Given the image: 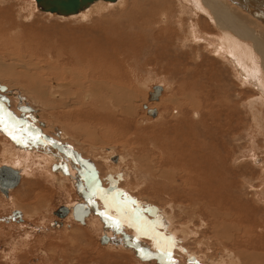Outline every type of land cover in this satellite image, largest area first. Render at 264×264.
<instances>
[{
    "label": "rangeland",
    "instance_id": "374dc122",
    "mask_svg": "<svg viewBox=\"0 0 264 264\" xmlns=\"http://www.w3.org/2000/svg\"><path fill=\"white\" fill-rule=\"evenodd\" d=\"M122 1L111 7L99 4L90 7L89 12L86 10V14L85 11L80 13L86 16L66 19L39 12L33 0H0V25L6 30L0 32V68L7 69L4 76L0 74L3 87L0 106L19 118L25 112L18 106L26 104L39 118L38 125L52 137L59 130H66L67 135L79 143L75 150L85 158L83 160L93 169L96 167L103 187L110 185L111 180L115 182L117 191L111 195L117 201L127 204L134 201L141 208H156L160 212L156 221L171 216L174 223L169 229L172 227L177 233L180 227L191 225L188 233L175 234L174 242L164 226L157 229L151 223L155 222L152 216L139 212L147 224L151 223L160 235L173 243L171 264L177 261L189 264L188 259H195V256L198 264H264V104L257 99L259 93L235 76L232 63L231 67L229 61L210 53L201 39L194 36L216 35L217 31L205 20L207 18L192 12L181 0ZM132 22L142 27L130 28ZM120 26L123 27L120 29ZM109 33L121 40L126 35L131 38L129 43L135 55L129 59V70L113 62V69H121L119 77L114 75L113 69L103 71L109 82L128 90L134 114L126 116L124 113L122 117V112H116L114 119H117L106 129L87 119L92 118V114L105 113L95 112L91 104L79 103L76 109L74 102H70L69 109H53L27 90L29 77L22 79L18 74L22 72L19 68L25 69L23 64H27L26 68L46 67L45 72L37 73L54 82L57 81L54 79L63 80V76L69 81L68 75L78 74L79 79L74 78V81L89 91V81L101 80L98 78L100 58L94 65L88 60L70 63L68 56L72 49L68 47L78 38L91 43L96 37ZM140 38L144 43L141 48L138 47ZM65 40L68 43L64 45ZM111 47L107 46L101 53H110ZM13 57L21 63H16V59L11 61ZM54 63L64 70L54 73L50 69ZM88 64L87 71L81 69ZM9 67L17 75L9 74ZM17 76L20 80L15 78ZM154 86H160L163 92L158 102H150L159 111L158 116L152 118L143 110L142 102L143 99L149 102L147 93ZM72 90L78 96L82 94L76 88ZM107 91L101 103L107 101L106 106L113 107L119 99L113 97L112 102V87ZM94 99L97 101L96 97ZM77 111L79 115L63 116ZM26 120L31 122L29 118ZM81 127L98 129V132L80 136ZM7 134L0 130V167L9 165L5 161L18 150L12 145L14 141H7ZM96 136L102 139L97 140ZM61 139L67 141L62 136ZM93 140L101 142L96 144ZM112 149L114 153L111 154ZM34 152L43 155L41 150ZM54 154L51 161L59 162L61 155ZM146 155L155 168L150 179L145 177L142 164ZM111 156L119 157L120 161L115 164ZM39 162L35 160L37 166L25 171L19 185L7 196L0 192V264H159L161 258L159 262L152 260L150 263L138 257L139 253L131 246L137 243L129 238L136 232L131 228L124 230L131 244L121 240L102 243L101 237L108 235L101 222L104 219L92 208L84 224L71 222V214L64 219L57 218L54 212L61 206L78 202L88 204V201L69 183L52 180L51 173L55 171L50 169L49 172L46 165ZM162 169L167 173L160 177L156 171ZM169 171L176 173L169 174ZM59 174L65 176L62 172ZM109 205L110 202H106V206ZM238 209L243 214L241 218L237 216L240 215ZM15 210L20 212V219L12 220L11 213ZM236 228L239 231H235ZM136 233L144 244H153L149 241L151 238ZM113 235L115 239L117 236ZM179 246L188 249L194 257L190 255L185 259L184 252L177 249ZM158 252L153 251L160 256Z\"/></svg>",
    "mask_w": 264,
    "mask_h": 264
},
{
    "label": "bare ground",
    "instance_id": "6f19581e",
    "mask_svg": "<svg viewBox=\"0 0 264 264\" xmlns=\"http://www.w3.org/2000/svg\"><path fill=\"white\" fill-rule=\"evenodd\" d=\"M33 1L35 2V0H33ZM122 2H123L122 0H117L115 3L98 2V3H96L90 7L93 8L95 6H98L99 4H104V5L111 7L113 5H116V3L120 4ZM156 2H157V0H156ZM180 2L183 3L185 6L187 5L191 10H193L192 12H195L199 15L201 14L203 17L207 18L205 20H207V21L209 20V22H211L210 25H213L214 26L213 29L217 31L216 35H206L205 34V36L202 35L203 37H201L200 36L201 34L199 36H197L195 34L194 36L201 39L200 42L204 43V46H206V48L209 49L210 53H212V54H214V55H216V56H218L224 60H227L226 62L229 61L228 63L230 66H231L230 63H232L233 67L232 66L231 67L234 69V71H236V74H237L235 76H237V78H239V79L241 78V79L245 80L247 82L246 83L245 81H243V82H245V84H249L251 87L255 88V90L259 93L257 99H259L264 104V0H181ZM180 2H179V4H180ZM34 5H35V9H36L37 8L36 2ZM34 5L32 7H34ZM180 6H181V4H180ZM89 8L81 10L77 14L67 16V17L59 16V15H55V14H51V13H44V14H50L53 16H57L58 18L61 17V18L68 19L69 17L75 18L74 16H76V17L86 16L85 15L86 10L88 11ZM37 10L39 11L38 8H37ZM84 11H85V14L81 15L80 13H82ZM41 13H43V12H41ZM195 18H196V16H195ZM123 26H125V25H123ZM123 26H120V29ZM134 26H136V28H138V26H141V25L137 22H132L130 28H133ZM114 29L117 32H119L118 28H114ZM5 31L6 30H3V27L0 25L1 34L5 33ZM191 32H192V30H191ZM197 33H198V31H197ZM121 39L117 38L116 35L109 33L107 36L104 35V36L96 37L95 39H93V41H91V43L78 38L74 43L71 44V46L68 47V48L72 49L71 54H69V56H68V59H69L68 61L70 63L79 64L83 60H86V62L88 60L89 64L91 63L92 65H94V62L97 61L96 59L100 58L101 64L98 62V64H99L98 67L100 69V73L98 75V78H100L102 81L99 79L96 82L95 81H89V86H88L89 91H86L83 88V85H81V83L74 81V78H76L77 80L79 79L78 74H76L75 77H71L70 75H68L70 77L69 81L67 80V78H65L63 76V80L62 79H54V80H57L56 82H54L50 79H47L46 77H43L42 73H40V72L37 73L40 70L45 72V70L47 69L46 67L35 68L32 66V67L26 68L27 64L21 65L25 69L20 70V68L18 67L19 72L22 71L21 73H18V74L20 75V77L22 79L29 77V79L26 78L27 79L26 80L27 85H28L27 90L32 92V95L34 94L37 98H39V100H41V102H42V100H44L53 109H56V108L69 109L70 107H68L67 104L70 102H74L73 106H77L76 109H79V103H80L81 105L91 104L90 108H92L95 112L99 111V110L101 112L105 111V113H103V114H92L91 115L92 118H87V119H92V120L96 121L101 127L104 126L106 129H108L106 126L109 123H112L113 120L117 119L116 117H115L116 119H114V116L116 114H118L116 112H122L120 115L123 117V115H125V114H126V116H128V114H130V113H131V115H132V113L134 114L133 110H135V108L132 105L134 103H131V99H130L128 90L123 86L116 85L114 82H109L108 78L105 77V75H107V73L105 71H103L104 69H106L108 71L112 70L114 67L113 62L118 63L119 65H117V66H119L120 68L124 67L125 71L129 68V67H127L130 64L129 59H131V57H133L135 55V52H134V49L131 47V44H130L131 43L130 35H126L123 38L124 44L122 43L123 40H121ZM197 40H199V39H197ZM138 42H139L138 47L141 48L144 44L142 38H140V40ZM67 43H68L67 40H65L64 45ZM88 43H90L89 47H87ZM128 43H129V45H127ZM107 46L108 47L112 46L111 52L106 53V54L105 53L102 54L101 50L103 49V52H104V49L107 48ZM121 47H123L122 50H120ZM74 49H75V51H74ZM132 53H133V55H132ZM19 56H23V58L26 57L24 55H19ZM19 56L16 58L17 59L20 58ZM16 58L13 57V58H10V60L13 61ZM90 58H91V61L89 60ZM17 59L15 60L16 63H18V62L21 63V61H17ZM22 61H25V60L22 59ZM89 64L87 66H84L81 69H85V71H87ZM14 66L15 65H10L11 68H13ZM0 67H1V65H0ZM5 67H6V65H5ZM10 67H9V72H8L9 74L12 72L10 70ZM119 67H117V68H119ZM50 69H52L54 71V73H59V72H62L64 70V69H61L57 63L50 65ZM120 70L121 69H113L114 75L118 76V73L121 72ZM4 71L7 72V69L1 70V68H0V74L2 72L1 76H4L3 75V73H5ZM16 72H17V70H16ZM129 72L130 71H128V73ZM12 74H14V73L12 72ZM5 75H8V74H5ZM15 75H17V74H14L13 76H15ZM65 75L67 76V72L65 73ZM86 77H88V76H86ZM15 78H18V76ZM15 81L18 82V80H15ZM61 81H63V82H61ZM110 86L112 87V92H111L112 94L110 95L112 102H113V97L119 99L118 103H116V101H115V104L113 107L112 106L111 107L106 106L107 101L105 103H101V100L103 97L102 95L106 96V94L108 93L107 89H109ZM75 88L78 89L79 92H82V94L78 93L79 96L77 94H75L74 91L72 90ZM161 89L163 92V88H161ZM0 90H3L2 86H0ZM162 92H161V94H162ZM95 97L97 98V101L94 99ZM133 97L134 96L131 95L132 99H133ZM160 97H161V95H160ZM144 98H146V95ZM147 100H148V93H147ZM148 101L149 102L145 103V100L143 99L142 105H143V103H144V105L142 108L144 111L146 110L145 111L146 114H147L148 110H155L156 115L154 117H152V118H155L158 116L159 111H158V108L156 106L151 105L150 102H158L159 99H158V101H150V100H148ZM121 104H123L122 107H121ZM125 104H128V106H126ZM96 108H97V110H96ZM106 111H109L110 113H106ZM23 112H29L30 115L26 114L27 115V117H26V115L23 113L22 117H19V118H23V119L29 118L31 121L30 122L31 124L28 123L26 119H24L26 121H24L23 119L20 120L19 118L15 117L16 115L14 116L13 114H9L8 111L4 108V106H0V130H3V132L8 133L7 134L9 136V138L7 139L8 142H11L10 140H12L18 146H20L22 148V149L19 148L15 143L12 144V145L16 146L15 148H17L18 150L17 151L15 150L16 154L12 153V156L9 157L7 159V161H5L6 163H9V165H4V164L3 165L8 166L14 170H17L19 175H20V180L23 177V175L29 171V169L32 170L31 169L32 166H35V165L37 166V163H35V160L40 161L39 163H41V164L44 163L46 165V169L49 170V172H50V169H52V170L56 169L55 173H51L50 178L52 180L61 179L64 182L69 183L72 187L77 188L80 191L81 195L85 199H87L88 204L91 205L89 210L91 208L94 209V211H96L102 217V219H104L101 222H103L104 231L107 232V234H108V235L104 234V236L108 239V241H107L108 243L112 244V242L121 240L122 243L125 242L128 244H131L128 242V239L126 238L127 236L124 233L125 228H131L133 231H136L138 233H142V236H146V238L153 239V240L149 239V241H151V243L153 242V244L151 246H149L148 244H144V241H142L140 239L141 237L139 238V235L136 232H135V235L133 234L132 236H129V238L131 237L133 242L137 243L136 244L137 246L133 245V244H131V246L137 250V252L139 253L138 257L140 259L144 258L143 257V254H144L145 256H149V258H150L149 260L144 258L145 261L148 260V261H150V263L152 262V260L159 262V260H160L159 258H161L164 260L165 264H169L170 263V256H171L170 251H172L170 249L173 248V243L171 241H174L173 239L175 238V234L178 235L179 232H180L179 234L188 233L190 231L189 226H191V225L187 224L186 226H184V228L180 227V230L177 233L176 230H174V229L171 230L172 227H171V229H169L171 226V223L173 225L174 219L171 216L167 215L166 218L164 217L165 218L164 220L156 221V219L160 218V215H159L160 212L156 208H153V209H155V216H152L153 219H151V220H155V222L152 221L151 223H153L154 226L160 230L162 229L161 227L164 226L167 233H169V235H170L169 238L171 239V241L169 239H166L162 235L160 236L159 233L157 232V230L150 225L151 223L147 224V221H145L144 219H141V217H140L141 215L139 216V214H140L139 212L145 214L143 212L145 210V208H141L142 206L138 202L130 201V199H129L130 202H128V204H127V203H121V202L117 201L116 198H114L115 196H110V199L105 198L106 196H104L103 193L95 186L97 182H96L94 175L97 176V181L99 182V186L102 189V191L106 192V191H104L105 189L103 187V183L99 179L100 176H99V173H98L96 167H94V169H95L94 170L93 167L89 163H87L86 160L85 161L83 160L84 157L82 155H80V152L78 150L77 151L75 150V147H78L79 143L77 141H75L72 137L68 136L67 135L68 133L66 132V130L62 129L63 132L59 130V133L52 137V136L47 134L49 131H46L47 133H45V131L43 130V127H40L38 125L37 121H39V118L33 113V109H31L29 107L27 110H25ZM31 113L34 114V117H33V115H31ZM77 114L79 115L78 111L70 113V114H65L63 116L64 117H72V116L77 115ZM131 115H129V116L131 117ZM130 117H128V118H130ZM121 120H123V119H121ZM5 121L9 124V126H11V128H8L6 126ZM82 121H85V120L82 119ZM86 123H88V122H86ZM125 123H127V122H125ZM9 129H11V131ZM54 130H56V129H54ZM97 130L98 129L95 130L94 128L91 129V127H85V128L81 127L79 129V131H81L80 136H85L86 134L91 136L92 134H90V132H92V133L94 132L96 134L98 132ZM98 134H100V133H98ZM60 136H62L68 142L63 141L62 139L60 140ZM101 139H102V137H97V140H101ZM97 140H93V142L96 143ZM100 142L101 141H98L96 144H98ZM63 143H65L67 145H65ZM70 146L73 147L74 149L70 148ZM4 148H5V145H4ZM29 148H30V150H29ZM5 149H7V148H5ZM27 150L30 152H27ZM37 150L43 151V155L45 157L41 154L34 152ZM65 151L69 152V154H67ZM53 153H57V154L61 155V156H59V157H61V160L59 162L58 161H55V162L51 161V157H54L56 155V154L53 155ZM110 153L111 154L114 153L113 149H112V151H110ZM63 156L67 157L68 158L67 160H69V161H66ZM57 159H59V158H57ZM110 160L112 162L114 161L115 164H117L118 161H120L119 157H117V156H111ZM143 160L145 161V163L142 161V164H143V167H144L145 173H146L145 177L150 179L151 177L154 176V171H155L154 165L152 164L151 159H149L148 155L143 157ZM254 163L257 164L258 160L255 159ZM21 164H22V166H20ZM41 164H39V165H41ZM12 165H15V166H12ZM16 165L20 166V167H16ZM63 165L66 166L67 173H65L62 170ZM89 165L91 166V168L89 167ZM40 168H42V166ZM60 171L63 172L62 174H64L66 177L65 176L63 177V175L59 174V173H61ZM141 172H144V170H142ZM156 172H159L158 176H160V177H162L163 174L167 173V171H165L163 169L161 170V172L160 171H156ZM169 172H170L169 174H171L172 171H169ZM173 172L176 173L175 171H173ZM171 177H173V175H171ZM171 177L169 175V178H171ZM157 178H159V177H157ZM163 180H161V181H163ZM165 180H167V179H165ZM215 182H217V179ZM218 183H219V181H218ZM148 186H149V184H148ZM116 187L117 186H115V188H114L115 191H117ZM216 187H218V186H216ZM78 190H77V192H78ZM114 190L112 191L113 193H114ZM217 190L218 189H215L216 192H217ZM156 191H157V189H156ZM98 193H102V195H103L102 197H104L105 199H107L110 202L111 205H109V207H107L106 204H101L99 200H98L99 203L96 201V197L97 196H98V198L100 197L98 195ZM209 193H210V191H209ZM115 194H118V193H115ZM222 194H224V193H222ZM101 198H99V199H101ZM105 199L102 200L103 203L105 202ZM76 204H86L88 206L87 203H83V202H78ZM76 204L75 203L72 205L69 204V206L65 205V207H67L68 210H72L73 206ZM220 204L222 206L223 202L222 203L220 202ZM138 209H140V210H138ZM238 212H240L239 209H238ZM120 214L124 218L122 216H120ZM124 214H126V215H124ZM239 214L240 215H237V216L241 218L243 214L241 212ZM117 215H119L124 220H122ZM145 215H148V214H145ZM157 215H159V216H157ZM152 217H150V218H152ZM131 218H133L134 221H132ZM161 219H163V218H161ZM105 221L108 222L109 224L105 223ZM236 230H237V228L235 229V231ZM127 231H128V229H127ZM237 231H239V230H237ZM229 232H230V230H229ZM113 234H115L117 236L115 239L113 237L114 236ZM233 237L234 236H232L230 239H232ZM184 239L187 240V238H185V235H184ZM184 239H182V240H184ZM228 240H229V237H228ZM169 245H170V248H169ZM179 247L177 249L180 250L181 253L184 252L183 256L189 257L190 255L191 256L193 255V254H191L190 251H188V249H185V248L182 249L181 247L180 248ZM156 250H158L159 251L158 253H160V256L157 254L159 257L153 253V251L156 252ZM187 253H189V254H187ZM188 257H186L185 259H188ZM193 257H194V255H193ZM196 257L197 256H195L194 258L196 259ZM197 260H198V258H197ZM195 262H196V260H195ZM175 264H179V262L177 261ZM196 264H197V262H196Z\"/></svg>",
    "mask_w": 264,
    "mask_h": 264
},
{
    "label": "water",
    "instance_id": "95a60500",
    "mask_svg": "<svg viewBox=\"0 0 264 264\" xmlns=\"http://www.w3.org/2000/svg\"><path fill=\"white\" fill-rule=\"evenodd\" d=\"M116 1L117 0H35L37 8L40 12L51 13L64 17L77 14L79 11L87 9L98 2L115 3ZM161 92V87L154 86L152 88V91L148 92V100L158 101ZM147 114L151 117H154L156 115V112L155 110H148ZM89 167L91 168L90 165ZM62 170L67 173L65 165L62 166ZM94 176L97 182L95 186L102 192V189L99 186V182L97 181V176ZM19 183L20 175L17 170H14L8 166L0 167V192L2 194L7 196L8 192L10 190L15 189L19 185ZM115 186V182L111 180L110 185L106 188V194L109 195V193L114 190ZM89 211V207L86 204H76L72 208V214L74 219L81 224H84V218L89 214ZM143 212L148 214L149 216H155V209L153 208L147 207ZM67 213L68 209L61 206L54 212V215L59 219H64ZM11 218L12 220H15L17 218L20 219V212L17 210L13 211L11 213ZM107 241L108 239L105 236L101 237L102 243H106Z\"/></svg>",
    "mask_w": 264,
    "mask_h": 264
},
{
    "label": "flooded vegetation",
    "instance_id": "af4514ba",
    "mask_svg": "<svg viewBox=\"0 0 264 264\" xmlns=\"http://www.w3.org/2000/svg\"><path fill=\"white\" fill-rule=\"evenodd\" d=\"M25 105H26V104H23V105L18 106V109H19V110H22V111L27 110L29 107H28V106H25ZM26 114H27V115H30L29 112H25V115H26ZM27 115H26V116H27ZM19 119L21 120V118H19ZM15 120H16V119H15ZM24 121H26V120H24ZM27 122H28V121H27ZM28 123H29V122H28ZM42 139H43V138H42ZM65 152H66L67 154H69V152H67V151H65ZM116 186H117V185H116ZM107 187H108V186H107ZM107 187L104 188V189H105L104 191H106V188H107ZM116 189H117V188H116ZM100 194H101V195H100ZM111 194H112V193H109V195H107L106 192H103V195L106 196L105 198H109V199H110V196H112ZM95 195H96V194H95ZM98 195L100 196L99 198H101V197L103 196L102 193H98ZM96 196H97V195H96ZM99 198H98V196H97V197H96V201L99 200L101 204H106L105 202L108 201V200L105 199L104 197H102L101 199H99ZM103 198L105 199V202H104V203H103V201H102V200H104ZM99 201H98V203H99ZM131 203H132V202H131ZM74 206H75V205H74ZM74 206H73V207H74ZM64 207H65V206H64ZM65 208L67 209V207H65ZM70 214H71V216H70L71 219H70V220H71V222H72V221H74V217L72 216V215H73V214H72V210H68V213H67V215H66L65 217H69ZM145 214H146V213H145ZM124 215H126V214H124ZM140 215H141V214H139V216H140ZM120 216H122V215L120 214ZM72 217H73V218H72ZM122 217H123V216H122ZM140 217H141V219H142V218L144 219V217H143L142 215H141ZM123 218H124V217H123ZM131 219H132V221H134L133 218H131ZM74 222H75V221H74ZM76 222H77V221H76ZM143 257H144L145 259H148V260L150 259L149 256H145L144 254H143ZM188 262H190L189 264H196L195 259H193V260H192V259H188ZM159 264H165L164 260L161 259L160 262H159ZM197 264H198V263H197Z\"/></svg>",
    "mask_w": 264,
    "mask_h": 264
},
{
    "label": "crops",
    "instance_id": "0c3cea01",
    "mask_svg": "<svg viewBox=\"0 0 264 264\" xmlns=\"http://www.w3.org/2000/svg\"><path fill=\"white\" fill-rule=\"evenodd\" d=\"M54 171H56V169H53ZM63 173V172H62Z\"/></svg>",
    "mask_w": 264,
    "mask_h": 264
},
{
    "label": "snow or ice",
    "instance_id": "6c2138e0",
    "mask_svg": "<svg viewBox=\"0 0 264 264\" xmlns=\"http://www.w3.org/2000/svg\"><path fill=\"white\" fill-rule=\"evenodd\" d=\"M15 138V137H14Z\"/></svg>",
    "mask_w": 264,
    "mask_h": 264
}]
</instances>
